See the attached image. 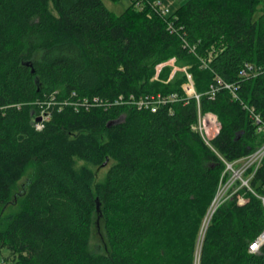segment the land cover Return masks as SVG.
Listing matches in <instances>:
<instances>
[{
  "label": "trees",
  "instance_id": "16d2710c",
  "mask_svg": "<svg viewBox=\"0 0 264 264\" xmlns=\"http://www.w3.org/2000/svg\"><path fill=\"white\" fill-rule=\"evenodd\" d=\"M131 1L117 15L104 0H0L1 206L34 167L0 228V264H264V245L249 250L264 203L246 188L202 237L223 159L264 143V68L241 76L264 67L261 0H188L166 16L157 0ZM171 60L199 100L186 75L158 71ZM208 113L221 124L209 144L197 129ZM76 158L113 164L94 186ZM251 187L264 197V162ZM96 224L101 254L90 250Z\"/></svg>",
  "mask_w": 264,
  "mask_h": 264
},
{
  "label": "built area",
  "instance_id": "2783aa9c",
  "mask_svg": "<svg viewBox=\"0 0 264 264\" xmlns=\"http://www.w3.org/2000/svg\"><path fill=\"white\" fill-rule=\"evenodd\" d=\"M154 10L158 14H160V16L170 15L169 9L163 7V3L161 0H157L154 3ZM247 68L250 71H248L247 69L243 70L241 73L242 77L247 78L250 76H256L257 74L262 72L264 67L259 66L257 68H254L253 66H248ZM189 77L192 76L189 75ZM227 87L231 88L230 85H227ZM184 90L188 97H196L199 100V96L196 94V92L193 95L191 89H188L189 91H187V89H185L184 87ZM214 95L215 93H212V96ZM234 97H237V95H234ZM207 119L209 120V128L211 129V134H208L209 132L205 130L206 132V137H205L203 134L204 132L203 129L204 128L206 129V126L204 125L203 128V124L207 122ZM255 122L258 126L257 132L263 135L264 137V123L260 118V116L255 115ZM197 129L202 135L203 139L206 141V143L209 144L211 140L214 139L219 134L221 129V124L218 121V118L214 114L211 113L205 115L200 114ZM223 161L226 165V169L221 177L218 192L212 204V207L215 206L213 213L222 202H225L233 198L235 195H237L238 197L239 204L241 205L245 204L247 202L246 197L238 193L239 189L240 188L243 189V187L251 191L256 196H258L264 203V197L257 195L256 192L251 187L253 178L255 177L256 173L261 168L264 162V143L254 152H252L247 156H244L234 161H227L224 159ZM239 182H241V187L237 190L235 189V187ZM263 245H264V232L250 245L249 250L250 252H254V253L258 252Z\"/></svg>",
  "mask_w": 264,
  "mask_h": 264
},
{
  "label": "rangeland",
  "instance_id": "374dc122",
  "mask_svg": "<svg viewBox=\"0 0 264 264\" xmlns=\"http://www.w3.org/2000/svg\"><path fill=\"white\" fill-rule=\"evenodd\" d=\"M161 1L163 3V7L168 8L170 11V15H173L188 0H161ZM131 3H132L131 0H119V1L104 0V4L106 5V7L110 11L116 13L117 15L123 14L125 12V10L131 6ZM261 8L264 9V0H261ZM260 14L261 13H258V15H260ZM164 66L172 67L170 80L174 79L175 76L178 74L179 75H182V74L186 75L187 82L183 85V88L185 87V89H187V91H189L188 89H191V91L193 92V95L195 94V86H194L193 77H189V75H191V74L188 72L187 67H179L178 65H176L175 60H171L165 64L159 65L157 67L158 71ZM204 125L206 126V129L204 128ZM203 128H204L203 134L205 137H206L205 130H207V132H209L208 134H211V129L209 128V120L208 119H207V122H205L203 124ZM112 164L113 163L111 161H109L108 163H106L102 166H93V165L88 164L87 162L82 161L78 158L75 159L76 169L80 170L81 168L85 167V168H88L92 171V173L94 175V186L99 184V183H103L106 180L107 172H108L109 168L112 166ZM33 175H34V167L32 166V167L27 169L24 177L16 184V186L14 188L13 199H12L11 203L6 205V206L0 205V228L7 223L9 217H11L13 214H15L16 212H18L21 209L23 195H24L23 193L26 191L30 181L33 178ZM240 187H241V182L237 183V186L235 187V189L238 190ZM241 189L242 188H240L239 191ZM243 189H244V187H243ZM208 217H209V215H208ZM102 225L103 224H96L95 225V227L93 229V233H92V238L90 241V250H91V252H93L95 254H101V253L106 252V241H105V236H104V231H103ZM206 226H207V220H206L205 228L202 231V237H203L204 232L206 230ZM199 249H200V247H199ZM4 254H6V253L4 252Z\"/></svg>",
  "mask_w": 264,
  "mask_h": 264
},
{
  "label": "bare ground",
  "instance_id": "6f19581e",
  "mask_svg": "<svg viewBox=\"0 0 264 264\" xmlns=\"http://www.w3.org/2000/svg\"><path fill=\"white\" fill-rule=\"evenodd\" d=\"M214 208H215V206H213L212 209L210 210V214H209V217L207 219V222L210 220V217H211V215H212V213L214 211Z\"/></svg>",
  "mask_w": 264,
  "mask_h": 264
}]
</instances>
